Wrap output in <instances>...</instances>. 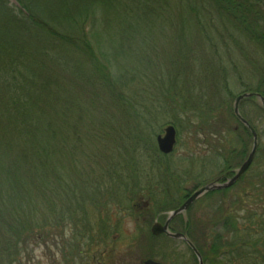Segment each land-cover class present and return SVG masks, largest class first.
<instances>
[{"label":"rangeland","instance_id":"obj_1","mask_svg":"<svg viewBox=\"0 0 264 264\" xmlns=\"http://www.w3.org/2000/svg\"><path fill=\"white\" fill-rule=\"evenodd\" d=\"M11 1L15 4L14 0ZM181 11L176 6L174 9L172 7L168 11L172 16V25L169 23L144 29L138 38L130 36L120 45L114 44L116 48L108 44L104 55L99 48L94 49L98 60L107 64L114 76L120 77L119 86L124 85L120 89L125 90L129 102L123 110L119 108V99L113 100L111 92L103 87L104 79H99L98 83V69L95 71L94 67H90L92 58L88 48L73 61L72 65L81 71L75 72L76 76L67 77V97L62 104L65 106L63 110L68 112V118L62 119L61 123L60 118L53 114L47 131L48 136L50 133L51 136L57 133L64 136H61L65 143L61 144L63 157L57 152L62 159L51 163L53 175L49 177L51 187L48 193L39 191L43 193L39 199L47 203L52 224L55 223L56 215L63 217V223L56 227L50 226V233L48 228L45 233L50 236L48 244L45 247L44 244L30 247V257H25L27 261L24 258L23 264H142L153 256H157V261L162 264H198L194 253L184 241L150 234L151 227L173 211L169 208L158 214L160 206H156L151 196L160 201L168 195L172 197L175 194L173 198H178L184 192L192 194L216 182L219 177L229 175L224 174L227 165L221 155H226V150L230 153L241 146L237 133L241 130L240 122L232 119V133L224 131L212 136L209 127L203 126L202 130L199 126L206 122V115L201 117L199 114L197 117L200 119L194 120L196 124L194 130H191L195 131L194 134L186 131L187 125L184 122H180L179 129L182 132H179L172 125L173 110L181 104L195 109V103L196 106L203 103L206 113L209 111L207 109L221 105L225 99L222 97L227 96L225 89L229 75L217 73L216 62L222 58L231 71L233 67L230 63L235 60L240 64L239 70L242 72V65L248 66L244 52L247 49L252 51L253 45L240 39L230 25L226 29L218 21L212 22L209 17L202 18L201 26L197 22L180 25L176 20ZM203 28L209 36L205 37ZM231 32L234 37H230ZM180 33L186 34L184 39H179ZM256 56L261 57L259 52ZM239 79L235 75L229 80L228 90L236 95L244 94L246 89L244 85L240 86ZM256 79L254 75L247 77L245 84L256 85L259 83ZM250 99L243 100L240 106H243L251 122L263 131L264 120L260 119L257 110L260 101L258 98L253 101ZM234 101H231L233 108ZM171 105H175L173 110L169 108ZM41 113L34 110L33 118L41 121ZM169 126H174L177 131V143L174 151L165 155L157 147V136H164ZM222 126L223 130L227 123ZM262 134L261 141L258 140V145L261 142L260 150L257 151L250 172H261L264 160ZM59 139L60 135L53 139L55 145H58L56 141ZM245 142L248 148L243 161L252 151L254 140L246 134ZM243 161H236L233 171L240 168ZM61 176L63 179L58 181ZM117 176L125 183H117ZM126 183L128 186L131 184L134 191H139L133 203L128 201L132 196L126 191L127 187H121ZM162 187L165 194L155 193L154 196L152 191ZM235 194L236 190H233L227 197L235 199ZM43 197H46L45 200ZM219 197L221 195L212 199H208L207 195L199 197L185 214L175 219L173 231L184 233L183 225L187 226L191 220V229L195 230L192 237L209 245V231L211 228L217 229L213 225V217L219 209ZM250 205L245 203L248 210L256 211L257 216L262 215L264 220V197L261 205ZM68 208H72V211ZM38 210L41 215V208L38 207ZM243 213H246L245 210L240 217H243ZM103 220L108 221L111 229L105 230L102 236L100 234L104 241H98L94 236L98 234V225ZM243 221L239 222L241 229H244V224L247 225ZM199 222L205 224L203 227L206 231L198 230ZM85 224L94 228L81 238L76 234V226L81 228ZM255 226L251 227L253 232L262 235L260 225ZM100 228L104 229L103 224ZM185 232L188 235L189 231ZM203 232L205 236L207 234L206 241L203 240ZM90 238L95 240L92 246L88 245ZM157 244L162 245L163 250L161 247L159 251L151 247ZM207 248L202 247V250L207 252ZM80 252L82 254L78 256Z\"/></svg>","mask_w":264,"mask_h":264},{"label":"trees","instance_id":"obj_2","mask_svg":"<svg viewBox=\"0 0 264 264\" xmlns=\"http://www.w3.org/2000/svg\"><path fill=\"white\" fill-rule=\"evenodd\" d=\"M14 2L15 4L11 0H0V264H23V259L30 257V247L36 244H44L45 247L48 244L50 236L45 235L48 228L50 233V226L56 227L63 223V217L56 215L55 223L52 224L47 203L39 199L43 194L39 191L48 193L51 187L49 177L53 175L51 163L62 159L56 153L59 152L61 155V151H64L62 145L65 144L61 139V136H64L60 133L54 136L50 133L48 136L47 131L51 126L48 125L49 119L53 114L60 118L61 123L62 119L68 118V112L63 110L65 106L62 104L67 97L65 96L68 91L67 77L76 76L75 72L81 71L72 63L85 48H88V54L92 58L90 67L92 69L94 67L95 71L98 69V72L96 71L98 83L99 79H104L103 87L111 92L113 100L119 99L121 102L119 108L123 110L129 102L125 90L120 89L124 85L119 86L120 77L114 76L108 65L98 60L94 49L99 48L104 55L108 44L111 48H116L114 44H119L130 36L138 38L144 29L169 23L172 25L173 20L170 22L172 16L168 11L176 6L178 10H182L176 20L180 25L197 22L201 26L202 18L209 17L212 22L218 21L226 29L230 25L240 39L247 41L250 46L253 45L252 51L245 48L247 50L244 52V59L248 66L242 65V72L239 70L240 64L235 60L230 63L233 67L230 71L227 62L222 58L216 62L218 66L215 71L222 73L223 76L229 75V79L226 80L228 86L229 80L236 75L240 78L238 81L240 86L244 85L246 88L243 93L259 94L264 98V0H14ZM184 11L187 12L185 15ZM202 30L205 37L209 36L205 28ZM185 35L180 33L178 37L184 39ZM230 37H234V33L231 32ZM257 52L261 57L256 56ZM252 75L259 83L246 85L245 79ZM228 86L225 89L227 96L222 97L225 98L223 103L210 109L206 108L209 110L206 113L203 103H198L197 106L195 103V109L189 108L186 104L169 106L172 110L174 106L176 108L173 110L172 125L179 129L180 122H184L187 125L186 131L194 130L196 124L194 120H199L197 115L200 114L201 117L206 115V122L199 126L202 130L209 127L210 135L217 136L224 131L232 133L233 127L230 122L232 119L238 123L240 121L235 116L231 101L239 95L228 90ZM114 93L116 98L113 97ZM254 99L256 98L249 101ZM34 110L39 113L42 111L41 121L33 118ZM257 110L261 115L260 119L264 120V107L261 103L258 104ZM239 112L256 131L261 141V132L264 135V130H259L258 126L251 122L243 106H240ZM224 123H227V126L222 130ZM59 127L57 128L60 130ZM240 129L237 133L241 146L228 153L230 163L225 171L230 176L233 174L235 162L243 161L247 155L246 134L253 139L250 130L241 122ZM179 132L182 131L179 129ZM57 135H60V139L56 141L58 142L56 146L53 139H56ZM260 146L261 142L258 150ZM221 156L224 160V155ZM262 163L261 174L250 172L254 167L251 166L234 187L207 194L208 199L221 195L219 209L213 217V225L218 230L210 229L209 245L206 242L202 244L199 239L195 240L192 237L195 230L191 229V220L187 222V226L183 225L182 230L185 234V231H189L187 236L203 256L205 264L239 262L264 264L263 216H257L256 211L248 210L245 206V203H251L250 206L261 205L263 200L264 160ZM58 178V181H61L63 176ZM115 181L125 183L118 176ZM125 186L126 191L132 196L129 202L139 196V191H134L131 184L128 186L126 183L121 187ZM163 188L154 189L152 193L154 196L155 193L163 194ZM233 190H236L235 199L227 197ZM174 195L172 197L168 195L162 201L151 196L156 206H160L158 214L169 208L179 209L191 194L184 192L178 198H173ZM43 198L45 200L46 197ZM38 207L44 212H41V215L38 214L40 212ZM71 209L68 208L70 212ZM244 210L246 213L240 217ZM165 218L166 216L163 219ZM242 219L247 224H244V229L239 227ZM204 225L202 222L197 223L198 230L206 231ZM255 225H260L261 230L263 229L262 235L253 232L251 227H256ZM89 227L86 224L81 228L76 226V234L80 236L83 230ZM71 228L74 230V225ZM204 234L205 232L202 236ZM206 236L204 235L203 240L207 239ZM202 247H208V251L205 252ZM81 254L80 252L78 256Z\"/></svg>","mask_w":264,"mask_h":264},{"label":"water","instance_id":"obj_3","mask_svg":"<svg viewBox=\"0 0 264 264\" xmlns=\"http://www.w3.org/2000/svg\"><path fill=\"white\" fill-rule=\"evenodd\" d=\"M250 98H258L261 105L264 107V98L259 95V94H254V93H244L239 95L236 100L234 101V113L235 116L237 117V119L243 123L245 126H247L250 129V132L253 135V148L252 151L249 152V156L246 159V161L244 163H242V165L240 166V168H238L235 171V174H233L234 176L230 179H228L225 182H214V183H210L206 186H203V188L199 189L198 191L194 192L184 203L183 205H181L179 207V209H176L174 211H171L170 213H168V217L167 220L165 221L164 224L160 223L159 221L156 222L152 229H151V233L154 236H161V235H165L167 237H169V239H174V240H181L184 241L190 248L191 250L194 252L195 256L197 257L198 260V264H204V260H202V256L200 254V252L198 251V249L196 248V246L182 233H173L169 230V225L170 223L173 221V219H175L176 217L185 214L189 208L199 199V197H203L204 195L210 193V192H214V191H222V190H227L231 187H233L238 180L249 170V168L251 167V163H253L255 156L257 154V150H258V136L256 131L250 126L249 122H247L246 119H244L241 115L240 111V104L243 100H247ZM177 132L175 127L173 126H169L166 130H165V135L164 136H157V143H158V148L159 150L166 154H170L174 151L177 140H176V136ZM145 264H157L154 261H147L144 262Z\"/></svg>","mask_w":264,"mask_h":264},{"label":"flooded vegetation","instance_id":"obj_4","mask_svg":"<svg viewBox=\"0 0 264 264\" xmlns=\"http://www.w3.org/2000/svg\"><path fill=\"white\" fill-rule=\"evenodd\" d=\"M176 136V135H175ZM176 140H177V136H176ZM224 155V154H223ZM224 161H225V163H226V165H227V167H229V163H230V154H228V152H227V150H226V155H224ZM228 174V172L227 171H225V173L224 174ZM230 175H223V176H221V177H219V179L217 180L218 182H225V181H227L228 179H230V178H228ZM234 176V175H233ZM216 181V182H217ZM141 200V199H140ZM132 201V200H131ZM134 201H132V203H133ZM166 219L167 218H165V219H160L161 220V222L160 223H162V224H164L165 223V221H166ZM175 219H177V218H175ZM175 219H173V221L170 223V225H169V230L171 231V232H174L173 230V222H175ZM108 221H106V220H103L102 222H100L99 223V225H98V234H96L95 233V238H96V240H98V241H104V239H103V237H100V234H101V236L103 235L102 233L106 230H108V229H111V226L110 225H108L109 223H107ZM101 224H103V227H104V229H102V230H100L101 228H100V225ZM94 227H89L88 229L86 228V230H83V234H81L80 236H81V238H83L84 237V235H87V234H89L92 230L91 229H93ZM152 228V227H151ZM101 231H102V233H101ZM149 231H151V230H149ZM177 233H179V232H177ZM150 234H151V232H150ZM184 234V233H183ZM185 236H186V234H184ZM162 236H165V235H161L160 237H162ZM165 237H167V236H165ZM83 242H84V244H85V242H86V237L83 239ZM93 244H95V240H94V238L93 239H91L90 238V241H89V246H92ZM186 244V243H185ZM187 245V244H186ZM148 247H150V244H149V246ZM151 247H153L154 249H155V247L157 248V250L159 251V247H161L162 248V250H163V247H162V245H153V246H151ZM189 248V250L190 251H192L191 250V248L190 247H188ZM199 251V250H198ZM193 252V251H192ZM194 253V252H193ZM201 254V253H200ZM180 256H181V253H180ZM202 256V255H201ZM157 256H153V257H148L147 258V260H144V262H147V261H149V260H151V261H154L155 263H157V264H162V262H159V261H157V258H156ZM194 257H195V259L197 260V257L195 256V254H194ZM180 259L182 258V257H179ZM202 258H203V256H202ZM203 260V259H202ZM100 262V261H99ZM144 262H141L142 264H145ZM205 263V262H204Z\"/></svg>","mask_w":264,"mask_h":264}]
</instances>
